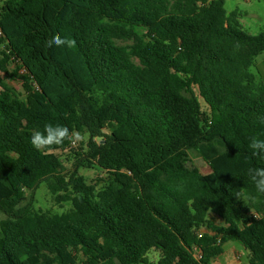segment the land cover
<instances>
[{"label": "trees", "instance_id": "obj_1", "mask_svg": "<svg viewBox=\"0 0 264 264\" xmlns=\"http://www.w3.org/2000/svg\"><path fill=\"white\" fill-rule=\"evenodd\" d=\"M238 17L223 0H0V73L22 88L0 76V264H62L71 251L78 264H152L150 250L156 264H210L230 241L264 264V194L248 174L264 167L248 147L264 139L250 72L264 30ZM56 34L76 47H47ZM46 124L87 140L37 151ZM42 183L65 211L34 206Z\"/></svg>", "mask_w": 264, "mask_h": 264}, {"label": "rangeland", "instance_id": "obj_2", "mask_svg": "<svg viewBox=\"0 0 264 264\" xmlns=\"http://www.w3.org/2000/svg\"><path fill=\"white\" fill-rule=\"evenodd\" d=\"M224 9L227 14L233 11H237L239 14L238 22L241 29L250 35H258L264 30V0H223ZM14 68V64H10L9 70ZM250 72L255 76L256 82L264 85V52L258 55L254 59L253 66L250 68ZM22 73V71H20ZM0 76L4 75L0 73ZM5 77V76H4ZM5 82L14 87L18 91H22L21 83L17 79H12L10 77H5ZM195 91V90H194ZM202 108L205 110V105L201 101ZM83 136V142L87 140L86 135ZM81 141V142H82ZM73 146L72 149L78 150L79 145ZM65 154V153H63ZM188 166L195 167L201 175L211 184L213 182L212 172L207 163L203 161L201 157L196 155L194 152H188ZM79 173L84 176L87 182L91 183L99 176V170L97 168L85 169L80 168ZM34 206L43 211H48L52 214H60L68 208L67 204L63 207H58L53 204L50 195L48 194L45 185L42 183L36 189L34 193ZM235 249L238 255H240V263L247 264L248 251L243 248L237 242L230 241L223 246V257L233 255L232 251ZM159 258V252L155 250H150L146 259L152 264H156ZM81 254L75 251H71L70 254L63 260L62 264H78L82 260Z\"/></svg>", "mask_w": 264, "mask_h": 264}, {"label": "clouds", "instance_id": "obj_3", "mask_svg": "<svg viewBox=\"0 0 264 264\" xmlns=\"http://www.w3.org/2000/svg\"><path fill=\"white\" fill-rule=\"evenodd\" d=\"M46 46L73 49L76 47V40L56 34L46 42ZM66 140L71 145L76 146L83 140V136L78 130H70L66 125L46 124L43 131L33 130L30 137L33 148L43 152L51 151L53 146L62 145ZM248 147L252 152V156L264 159V139L252 136L249 138ZM248 174L254 183L256 191L264 194V167L249 168Z\"/></svg>", "mask_w": 264, "mask_h": 264}, {"label": "crops", "instance_id": "obj_4", "mask_svg": "<svg viewBox=\"0 0 264 264\" xmlns=\"http://www.w3.org/2000/svg\"><path fill=\"white\" fill-rule=\"evenodd\" d=\"M215 222L217 223V224H222V222H221V220L220 219H218V218H215ZM237 243H239V242H237ZM240 244V243H239ZM241 245V244H240ZM230 251H232V256L231 255H229V256H227V257H224V258H222L223 257V252L219 255V256H217V257H215L212 261H211V263L210 264H242V263H240V255H238V253L236 252V250L235 249H233V250H230ZM248 258V257H247ZM246 261H247V259H246Z\"/></svg>", "mask_w": 264, "mask_h": 264}, {"label": "built area", "instance_id": "obj_5", "mask_svg": "<svg viewBox=\"0 0 264 264\" xmlns=\"http://www.w3.org/2000/svg\"><path fill=\"white\" fill-rule=\"evenodd\" d=\"M0 34H1V32H0ZM252 215H253V217L256 216L255 213H252ZM196 257H199L198 252H196Z\"/></svg>", "mask_w": 264, "mask_h": 264}]
</instances>
